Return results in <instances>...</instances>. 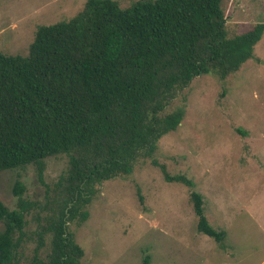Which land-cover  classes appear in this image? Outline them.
<instances>
[{
	"label": "trees",
	"instance_id": "16d2710c",
	"mask_svg": "<svg viewBox=\"0 0 264 264\" xmlns=\"http://www.w3.org/2000/svg\"><path fill=\"white\" fill-rule=\"evenodd\" d=\"M263 35L264 23L231 35L223 0H141L128 8L88 0L70 21L40 26L27 55L0 52V172L34 165L42 180L46 159L69 158L44 217L20 184L16 209L0 200V264H22L27 237L36 242L30 264H81L71 224L89 219L100 186L146 159L167 183L191 190L198 232L223 242L227 233L209 222L195 183L171 174L155 153L186 116L185 105L167 110L178 92L199 76L225 80L239 71ZM33 212L38 227L28 235Z\"/></svg>",
	"mask_w": 264,
	"mask_h": 264
},
{
	"label": "rangeland",
	"instance_id": "374dc122",
	"mask_svg": "<svg viewBox=\"0 0 264 264\" xmlns=\"http://www.w3.org/2000/svg\"><path fill=\"white\" fill-rule=\"evenodd\" d=\"M87 1L0 0V52L27 55L40 26L70 21ZM116 1L128 8L141 0ZM223 9L231 35L264 23V0H223ZM182 105L184 120L160 140L155 158L171 174H185L195 183L209 222L226 231L225 240L217 243L198 232L191 190L167 183L146 159L132 175L100 186L88 207L89 219L71 224L84 249L81 264H143L146 255L151 264H264V35L239 71L225 80L195 78L167 110ZM68 160L66 155L46 159L42 180L34 165L0 172V200L16 209L20 184L23 198L44 217ZM27 220L30 235L38 220L34 212ZM33 238H26L22 264L33 258Z\"/></svg>",
	"mask_w": 264,
	"mask_h": 264
}]
</instances>
